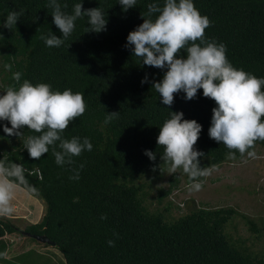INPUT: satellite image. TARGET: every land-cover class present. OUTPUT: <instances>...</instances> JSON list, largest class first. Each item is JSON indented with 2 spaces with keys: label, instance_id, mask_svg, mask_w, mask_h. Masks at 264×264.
<instances>
[{
  "label": "trees",
  "instance_id": "trees-1",
  "mask_svg": "<svg viewBox=\"0 0 264 264\" xmlns=\"http://www.w3.org/2000/svg\"><path fill=\"white\" fill-rule=\"evenodd\" d=\"M77 2L60 0L69 13ZM149 2L138 0L136 7L125 12L118 0H83V9L104 10L106 31H88L87 18L82 17L61 47L49 48L41 35L50 30L62 34L52 22L48 0H0V23L10 10L24 11L16 26L0 27V88L14 83L11 72L2 67L11 63L13 70L23 73L22 80L82 92L86 111L63 135L86 136L93 143L92 151L74 157L72 165L58 166L51 149L37 160L24 148L26 137L38 133L24 126L23 136H9L2 127L8 122H0V160L5 165L22 164L28 185L35 189L29 192L46 203L43 218L24 228L13 218L0 216V241L11 237L9 244L4 242L0 259L9 261L6 252L17 241L14 235L29 237L24 234L29 231L54 241L66 264H264V253L253 251L226 230L237 209L205 205L178 218L168 216L173 205L168 197L179 186V173L171 175L167 187L159 188L158 203L166 200L162 209L153 211L146 204L151 185L142 179H160L168 169L156 137L169 111H182L185 119L203 126L194 145L204 153L202 167L209 169L229 159V150L208 134L214 100L204 97L200 89L194 99L185 100L180 92L174 94L171 106L163 105L152 81L160 80L166 69L143 65L131 46H125L128 33L143 23L141 14L147 12ZM194 3L211 21L205 36L226 44L227 57L235 67L264 76V0ZM180 54L186 55L183 49ZM145 76L148 82L142 84ZM106 112H120L119 119L105 125ZM257 145L264 146V141ZM145 149L157 153L155 161L144 154ZM239 158L237 152L235 159ZM81 164L79 180L70 179ZM243 216L251 230L263 234L254 219ZM109 239L115 240L114 246L108 245Z\"/></svg>",
  "mask_w": 264,
  "mask_h": 264
},
{
  "label": "clouds",
  "instance_id": "clouds-1",
  "mask_svg": "<svg viewBox=\"0 0 264 264\" xmlns=\"http://www.w3.org/2000/svg\"><path fill=\"white\" fill-rule=\"evenodd\" d=\"M118 3L126 12L136 7L138 0H118ZM47 6L52 9V22L62 34L57 36L50 30L41 35L40 39L49 48L61 47L82 17L87 18L88 31H106L108 20L101 7L83 9V0L74 4L71 13L64 10L67 4L62 6L60 0H48ZM23 14V9L8 11L0 27L11 29ZM141 16L143 23L128 33L125 46H131L132 54L143 65L166 69L160 80L152 81L162 104L171 106L174 94L180 92L185 94L183 99H194L202 89V95L213 99L216 105L212 108L209 137L229 150L226 153L229 159H235L237 152L242 158L245 155L256 158L255 144L264 141V76L235 67L227 57L226 44L205 36L211 21L200 13L194 0H150L147 12ZM182 49L186 55L180 54ZM2 67L11 72L14 81L0 88V122H8L2 125L5 134L21 137L24 133L20 130L27 126L38 133L24 140L29 156L38 160L51 149L58 166L72 165L74 157L92 151L89 137L69 139L63 135L70 123L86 111L82 92L71 88L53 90L46 82L34 84L29 79L22 80L23 73L13 70L11 63ZM147 82L145 76L141 83ZM169 113L156 137L157 144L163 146L160 158L167 163L170 174L182 169L187 174L189 190L198 192L204 184L200 178L209 175V170L201 166L204 153L194 147L203 126L195 119H185L182 111ZM119 116L120 112H106L104 124ZM144 154L152 161L157 158V153L148 149ZM83 166L73 169L74 174L69 178L79 180ZM20 185L35 191L28 185L22 164L5 165L0 160V216L14 213L12 200ZM114 235L118 238V234ZM107 243L114 246L115 240L109 239Z\"/></svg>",
  "mask_w": 264,
  "mask_h": 264
},
{
  "label": "rangeland",
  "instance_id": "rangeland-1",
  "mask_svg": "<svg viewBox=\"0 0 264 264\" xmlns=\"http://www.w3.org/2000/svg\"><path fill=\"white\" fill-rule=\"evenodd\" d=\"M255 150L257 157L254 159L247 158L245 155L243 158L228 159L222 164L209 168V175L204 177L203 188L198 192L189 190L185 173L182 169H177L176 173L180 174L181 180L178 188H175L168 197L173 202L168 216L178 218L190 212L194 207L205 205L213 208L233 207L237 209L238 214L228 224L226 229L228 234L237 241H243L244 245L253 251L264 253V146L257 145ZM171 175L173 174L166 169L160 179L148 177L142 179L151 185L146 201L151 210L157 211L166 204V200L163 205L159 204L157 196L161 186L167 187L170 184ZM24 193L31 196L28 190ZM16 195L20 200L24 199V203L33 202V198L25 200L27 198L25 195ZM42 201L45 212L46 203ZM19 212L20 210L9 217L24 228L30 222L22 216L23 213L18 214ZM243 215L254 219L258 227L263 230V234L259 235L251 230ZM14 237L17 239L16 243L10 248L7 246L10 250L8 251L9 256L13 257L9 261L0 259V264H66L63 253L57 247L49 245L46 249H41L40 247L45 246L30 236L24 237L16 233ZM10 240L11 237H6L0 241V258L4 242L7 245Z\"/></svg>",
  "mask_w": 264,
  "mask_h": 264
},
{
  "label": "crops",
  "instance_id": "crops-1",
  "mask_svg": "<svg viewBox=\"0 0 264 264\" xmlns=\"http://www.w3.org/2000/svg\"><path fill=\"white\" fill-rule=\"evenodd\" d=\"M26 190L27 189L23 188L22 186H18L16 188L15 194H14V197H13V200H12V204H13L14 209H15L14 213H16V211L18 212V210H20V212L18 214L23 213L22 216L27 218L30 223L39 222V220L41 218H43V216L45 214V212H44V209H45L44 203H43V201L41 199L35 197L34 195L32 196V194H30L31 196H27L24 193V191H26ZM16 194L25 195L27 197V198H25V200L29 199V198H33V202L32 203L30 202L29 204H28V202L24 203L23 202L24 199L20 200V198ZM32 206H34V207L32 208ZM34 218H36V219H34ZM40 248L41 249H46L47 247H40ZM8 251L6 252V257H7L6 259H11L13 256H9L10 252H8Z\"/></svg>",
  "mask_w": 264,
  "mask_h": 264
},
{
  "label": "water",
  "instance_id": "water-1",
  "mask_svg": "<svg viewBox=\"0 0 264 264\" xmlns=\"http://www.w3.org/2000/svg\"><path fill=\"white\" fill-rule=\"evenodd\" d=\"M24 234L28 235V236H31V237H34L35 239L39 240V241H42V242H46V243H49L50 245H55V242L52 241L47 235L45 234H37V233H32V232H29V231H24Z\"/></svg>",
  "mask_w": 264,
  "mask_h": 264
}]
</instances>
